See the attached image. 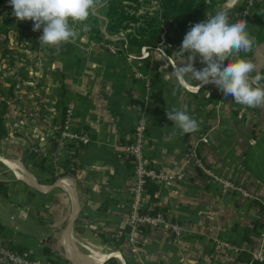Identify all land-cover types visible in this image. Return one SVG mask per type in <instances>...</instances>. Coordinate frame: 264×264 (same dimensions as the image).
Masks as SVG:
<instances>
[{
    "label": "crops",
    "instance_id": "0c3cea01",
    "mask_svg": "<svg viewBox=\"0 0 264 264\" xmlns=\"http://www.w3.org/2000/svg\"><path fill=\"white\" fill-rule=\"evenodd\" d=\"M233 2L224 1L222 7L231 9ZM261 3L264 22V0ZM252 17L248 32L262 39L250 60L260 72L264 67V29L256 16ZM73 57L53 55L41 69L35 97H26L19 111H13L15 104L10 101L12 85L0 82V117L7 131L0 139L5 142L0 151L2 235L11 238L20 251L61 264H76L66 256L64 236L81 256L104 259L101 264L110 260L123 264H264V228L253 230L255 221H264V213L254 204L258 201L264 207V106L243 109L255 114L256 123L237 121L230 114L236 111L232 97L220 102V94H213L212 89L199 95L204 86H195L187 78L183 84L178 78L161 84L178 91L155 90L154 94L162 93V102L156 103L153 93L146 96V90L139 88L123 60H110L104 53L87 56L81 51ZM69 99L78 107L77 128L89 135L90 142L69 146L55 162L50 156L55 147L53 136L60 129ZM183 106L198 121L195 133H182L167 118L166 111ZM142 119L149 124L147 158L170 180L157 192V202L147 195L142 198V209L164 210L159 214L163 222L145 235L123 222L133 213L131 190L135 183L127 147ZM18 149L21 156L10 158ZM193 151L215 173L214 178L195 168ZM2 159L19 161L34 184L18 179ZM10 174L27 187L11 184L7 179ZM224 180L238 184L253 199L222 186ZM171 223L180 228L179 235L169 232ZM122 224L124 242L117 250L81 251L83 245L76 237L86 230L98 231V240H107L101 229L111 232Z\"/></svg>",
    "mask_w": 264,
    "mask_h": 264
},
{
    "label": "rangeland",
    "instance_id": "374dc122",
    "mask_svg": "<svg viewBox=\"0 0 264 264\" xmlns=\"http://www.w3.org/2000/svg\"><path fill=\"white\" fill-rule=\"evenodd\" d=\"M148 1L149 2H147V0H140V2L143 3L142 4L143 7L141 8L139 15L145 14L146 9H149L150 13L154 14L155 10L159 8V1L156 0H152V2L150 0ZM223 1H229V0H220L214 7L209 8L205 17L201 22L207 19V15L208 16L215 15L219 11V9H222V11H226L232 22H235L240 19H244L249 24L250 19H253L252 14L256 16L257 20H259L260 17L263 18V11L260 10L262 0H253L252 2L251 0H233L234 5L231 6V9L228 10H224V8L222 7ZM128 5L133 6L134 4L125 3V6ZM2 7H3L2 16L0 17V82L6 80L9 84L12 85L11 91H9V93H11L10 95L13 98L12 100L8 98V100H10L13 104H15L13 105L14 107L13 111H16L17 109L19 111V108H23L22 102L26 97H30V98L35 97V96L33 97L32 95L36 93L35 92L36 83L38 80L41 79V75H42L41 69H44V67L49 65L53 55L68 54L74 56L73 58H76V56L78 55V51H81L87 56L90 55L92 56L96 54L101 55V53H104L111 56L110 60L113 59L123 60L132 69L131 73L133 74L135 80L139 81V88L142 91L146 90V96L148 94H150L151 96L152 93L154 94V92L160 91L161 89H163V91L165 90L167 93L173 92L174 94H176L178 91V90L176 91L173 88L164 87V85H161L167 80H171L172 83L177 81V77L174 75V69L179 64V62L184 59V57H177L173 55L176 51L180 49L181 46L173 45L171 42H169L166 39L165 33L166 31H170L169 27L166 24H164L165 32L161 37V43L155 49L145 48V47L141 49H135V48H131L126 40V34L134 33V27H132L131 30L125 33H121L115 36H109L105 30V27L103 26L104 24L107 23V20L98 11V13L100 14L99 16L102 25L101 38L91 39L90 36L84 38L83 36H81V33H85V31L79 29L80 27L78 28L75 26L78 30H80V35L77 38V40L74 43L63 44L59 49V51H57L56 49L51 47H47V46L41 47V45L39 44V37L43 34V29H41L39 32L33 31L32 21H23V22L20 21L21 28H18L11 21L10 16L13 15V8L10 6V0H8ZM245 11H247L248 14H245ZM249 26L250 24L248 25V29ZM169 35L171 38L173 37L172 33H170ZM261 39H262L261 35L257 36L256 44L254 45L253 49L250 52L247 53L241 52L238 55H234L230 59L231 60H235L238 58H243L246 60L252 59L253 53L255 51L254 48L261 42ZM225 63H227V61ZM204 66L205 65L200 63L199 57H197L195 68L199 70L202 69ZM261 71L259 73H261ZM2 72H5V75H2ZM35 74H37V76ZM192 81H194L193 85L195 86L198 85L197 81L195 80ZM30 83H32L33 85H31ZM158 85L160 86L158 87ZM206 89H208L209 91L210 89H212L213 94L219 93L220 96L218 99L220 100V102L223 103L226 102L223 93L220 90H218L217 87L213 84H208L207 86H204L201 89L200 93L198 94L199 95L202 94L203 91ZM193 91H196V89H193ZM231 101H233V107H235L236 111L232 110L230 111V114L233 117L236 116L237 121L240 119V121H244L246 123H248L247 121H252L254 123L257 122L255 119L257 118L255 114H253L254 116L253 118L250 112L243 110L245 107L244 105L236 103L234 99H232ZM18 103L20 104V106ZM150 105H151V110L154 111L155 108L153 106L152 101ZM11 106L12 104L9 105L10 108H12ZM240 111L242 112V118H239ZM245 113H246V117H244ZM143 121L146 124V133H145L146 138L144 140L146 142L149 131V124L146 119H143ZM151 125H152V118H151ZM146 145L147 144L144 143V153L145 156L147 157ZM9 146L10 145L8 144L7 147ZM4 147H5V142L1 140L0 151L3 150ZM20 152L21 149H18V151H15V153L11 152V155L10 152L9 153L6 152V154H9L10 158L18 159V156H21ZM191 156L193 158L194 161L193 164L195 165V168H197L200 173L202 172V174H204L205 177L212 178L213 175L211 174H215V173H213L209 168H207V166L202 162L200 156L198 154L196 155V151H193L191 153ZM129 158L131 157L129 156ZM131 165L134 167V164ZM151 168L154 167L151 165ZM154 170L157 171L155 168ZM206 170L209 172V174H206ZM157 172L160 173V171ZM7 179L10 180L11 184L19 185L20 187L23 186L27 187V185L24 182L15 179V177L12 176L11 174L9 176L7 175ZM227 181L229 180L226 181L224 180L220 183L222 186L225 187L229 183ZM230 182H231L230 186L232 187L231 188L232 190H235L236 192L239 193H241L240 190L242 192L243 191L246 192V190L245 189L243 190L238 184L232 181ZM250 195L252 196L251 199H253L254 196L252 194ZM132 214L133 213L129 215L128 217L129 219L123 222H127V221L130 222V225L135 227V231L136 230L138 231L140 226L137 227V225L132 223ZM171 225H177V224L171 223ZM158 226L153 227L152 229L158 228ZM86 231H87L86 234L82 233V235H79L80 237H76L84 247V248L83 247L80 248L81 251L86 254H90L92 251H97V252L114 251L117 250L116 248L119 243L124 242L122 240L123 235L119 233L121 232L120 226L116 227L111 232H109L110 230H106V229L104 230L103 228L101 229L102 233L106 234L107 240L106 239L98 240V236H97L98 231H90V230H86ZM169 232L174 234L170 227H169ZM104 241L105 242L109 241V243L105 244ZM116 263L123 264L119 260H116Z\"/></svg>",
    "mask_w": 264,
    "mask_h": 264
},
{
    "label": "clouds",
    "instance_id": "9594fccd",
    "mask_svg": "<svg viewBox=\"0 0 264 264\" xmlns=\"http://www.w3.org/2000/svg\"><path fill=\"white\" fill-rule=\"evenodd\" d=\"M106 3L107 0H10L18 21H32L36 32L43 29L39 37L41 47L57 51L63 44L77 40L80 30L75 25H83L82 30L88 31L87 21ZM248 25L244 19L232 22L226 11L207 15L205 21L190 25L180 49L173 54L184 57L174 69L179 83L187 78L197 81L200 88L213 84L225 99L232 97L248 107L264 106V75L259 73L258 65L243 58L230 59L250 52L256 44ZM197 57L205 65L199 70L195 68ZM166 115L184 134L198 130V121L188 114L186 106L166 111Z\"/></svg>",
    "mask_w": 264,
    "mask_h": 264
},
{
    "label": "trees",
    "instance_id": "16d2710c",
    "mask_svg": "<svg viewBox=\"0 0 264 264\" xmlns=\"http://www.w3.org/2000/svg\"><path fill=\"white\" fill-rule=\"evenodd\" d=\"M8 0H0V17L2 16V6ZM152 2V0H150ZM159 1V8L155 10L154 14L150 13L149 9L145 10V14L139 15L141 8L143 7L140 0H107L106 6L99 9V12L107 20V23L103 26L109 36H115L121 33H125L134 27V33L126 34L128 45L131 48L141 49L143 47L155 49L161 43V37L165 32L164 24L169 27L170 31H166L165 37L173 45H182V41L186 33L190 30V25L199 23L205 17L209 8L214 7L220 0H156ZM146 2V1H145ZM147 2H149L147 0ZM224 2V1H223ZM125 3L134 4L133 6H125ZM146 4V3H145ZM135 6V7H134ZM153 14V15H152ZM100 14L89 18L87 24L89 30L85 33H81V36L91 39H99L102 37V25L100 21ZM11 21L21 28L20 21H18L13 15L10 16ZM259 25L261 30L264 29V22L262 17L259 18ZM76 27L83 29V25L77 24ZM137 26V27H136ZM170 33L173 37H170ZM264 75V67L260 73ZM261 83H264L262 81ZM156 103L162 102V93L159 92L153 95ZM134 104L140 103V101L133 100ZM141 104V103H140ZM7 135L6 128L4 126L3 119L0 117V139L5 138ZM29 158L35 159V156L30 155ZM131 160V159H130ZM133 169V166L130 165ZM4 183L0 182V191ZM145 193L150 196L152 201L157 202L156 194L159 191V186L146 178L144 185ZM5 194V193H3ZM254 204L258 206L259 211L264 213V207L254 201ZM161 212H164L159 207L152 210L141 209L140 215H150L156 217ZM264 221H255L253 230L264 228ZM139 233L145 235L149 233L151 229L147 226H140ZM109 264H117L115 260L108 261ZM242 263V261H239ZM254 264H258L254 261Z\"/></svg>",
    "mask_w": 264,
    "mask_h": 264
},
{
    "label": "built area",
    "instance_id": "2783aa9c",
    "mask_svg": "<svg viewBox=\"0 0 264 264\" xmlns=\"http://www.w3.org/2000/svg\"><path fill=\"white\" fill-rule=\"evenodd\" d=\"M253 0H251L252 2ZM245 14H248L245 11ZM244 14V16H245ZM127 40V39H126ZM147 48V47H145ZM78 122V107L73 99H69L65 104L64 118L60 129L53 136L55 147L51 158L57 162L65 154V151L69 146L74 145H87L90 142V137L83 131H80L77 127ZM146 124L143 119L139 121L135 127L133 133V142L127 147V153L131 157V163L134 164L133 173L135 177V183L131 190V200L133 202L132 209V223L138 226H147L150 228L156 227L163 222L162 215L156 217L150 215H140L139 211L142 209V198L146 196L144 185L146 178L154 181L159 188L161 186H167L170 184V180L164 174L159 173L151 168V163L144 153V140L146 138ZM205 172V170H204ZM206 174L209 172L206 170ZM212 175V174H211ZM231 183H228L225 187L232 188ZM244 198H251L252 196L245 191H241ZM130 224V222H128ZM135 228L134 226H132ZM172 232L176 235L180 234V228L177 225H170ZM121 232L124 230V225L120 226ZM0 264H61L56 260H44L35 257L30 252H23L13 244V240L6 236H3L0 231Z\"/></svg>",
    "mask_w": 264,
    "mask_h": 264
},
{
    "label": "bare ground",
    "instance_id": "6f19581e",
    "mask_svg": "<svg viewBox=\"0 0 264 264\" xmlns=\"http://www.w3.org/2000/svg\"><path fill=\"white\" fill-rule=\"evenodd\" d=\"M4 164H6L16 175V177L22 181H26L29 184H34L33 178L27 173L25 168L22 166L21 163L15 161V160H8V159H2ZM36 181V180H35ZM38 185V184H37ZM33 186V185H32ZM62 238V244L63 247L66 249V256L71 259L76 264H101L104 259L95 260L92 258H86L84 256H81L79 253H77L73 247L71 246L70 242ZM112 256L115 255V253L111 254Z\"/></svg>",
    "mask_w": 264,
    "mask_h": 264
},
{
    "label": "water",
    "instance_id": "95a60500",
    "mask_svg": "<svg viewBox=\"0 0 264 264\" xmlns=\"http://www.w3.org/2000/svg\"><path fill=\"white\" fill-rule=\"evenodd\" d=\"M131 228H132L131 226H128V227H127V229L129 230V232H130ZM127 229H126V230H127Z\"/></svg>",
    "mask_w": 264,
    "mask_h": 264
}]
</instances>
